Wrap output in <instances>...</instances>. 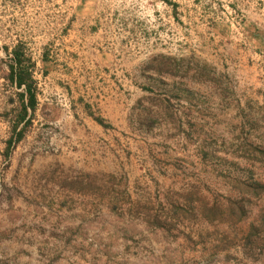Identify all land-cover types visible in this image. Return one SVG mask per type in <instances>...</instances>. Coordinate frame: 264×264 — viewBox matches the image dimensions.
Segmentation results:
<instances>
[{
	"label": "rangeland",
	"instance_id": "obj_1",
	"mask_svg": "<svg viewBox=\"0 0 264 264\" xmlns=\"http://www.w3.org/2000/svg\"><path fill=\"white\" fill-rule=\"evenodd\" d=\"M0 264H264V0H0Z\"/></svg>",
	"mask_w": 264,
	"mask_h": 264
},
{
	"label": "trees",
	"instance_id": "obj_2",
	"mask_svg": "<svg viewBox=\"0 0 264 264\" xmlns=\"http://www.w3.org/2000/svg\"><path fill=\"white\" fill-rule=\"evenodd\" d=\"M10 62L12 65L9 66V79L16 88L21 89L20 97H24L27 100V107L33 111L36 105V92L32 87L34 83L32 73L23 66L17 51H13V57ZM20 138L21 136L16 138L15 142L19 141Z\"/></svg>",
	"mask_w": 264,
	"mask_h": 264
}]
</instances>
